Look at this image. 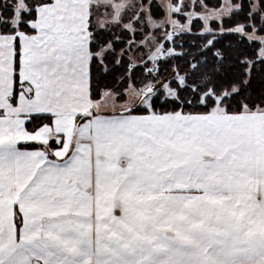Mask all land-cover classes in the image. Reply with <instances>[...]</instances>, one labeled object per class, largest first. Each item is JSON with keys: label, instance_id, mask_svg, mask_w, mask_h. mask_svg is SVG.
Instances as JSON below:
<instances>
[{"label": "snow or ice", "instance_id": "obj_1", "mask_svg": "<svg viewBox=\"0 0 264 264\" xmlns=\"http://www.w3.org/2000/svg\"><path fill=\"white\" fill-rule=\"evenodd\" d=\"M0 264H264V0H0Z\"/></svg>", "mask_w": 264, "mask_h": 264}, {"label": "rangeland", "instance_id": "obj_2", "mask_svg": "<svg viewBox=\"0 0 264 264\" xmlns=\"http://www.w3.org/2000/svg\"><path fill=\"white\" fill-rule=\"evenodd\" d=\"M95 101H98V102H100L102 105H104L105 106V110H107V111H111V108H112V105H113V103H116V104H123V101L122 100H119V101H113V100H111V99H105V98H101V99H99V100H95Z\"/></svg>", "mask_w": 264, "mask_h": 264}, {"label": "trees", "instance_id": "obj_3", "mask_svg": "<svg viewBox=\"0 0 264 264\" xmlns=\"http://www.w3.org/2000/svg\"><path fill=\"white\" fill-rule=\"evenodd\" d=\"M226 26H231V23H230V22H226ZM227 39H231V37H226V38H225V42L227 41ZM108 83H109V84L111 83V77L108 78ZM255 86H256V87H260L259 83H257ZM102 88H103V85H101V89H102ZM101 98H102V96L99 95V94H94V95H93V99H94V100H99V99H101Z\"/></svg>", "mask_w": 264, "mask_h": 264}]
</instances>
